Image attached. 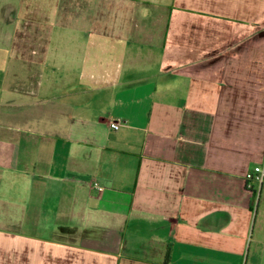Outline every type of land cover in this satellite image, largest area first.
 <instances>
[{
  "label": "crops",
  "instance_id": "0c3cea01",
  "mask_svg": "<svg viewBox=\"0 0 264 264\" xmlns=\"http://www.w3.org/2000/svg\"><path fill=\"white\" fill-rule=\"evenodd\" d=\"M2 1L0 264H264V0Z\"/></svg>",
  "mask_w": 264,
  "mask_h": 264
},
{
  "label": "rangeland",
  "instance_id": "374dc122",
  "mask_svg": "<svg viewBox=\"0 0 264 264\" xmlns=\"http://www.w3.org/2000/svg\"><path fill=\"white\" fill-rule=\"evenodd\" d=\"M33 4V10H28L26 15L31 19V21H40L42 24V30L44 33L43 38V47H49V51L52 52L53 47V38L55 35H58V31L61 30L62 36L69 37L71 35L70 29L65 27L63 24L68 23L72 18H74L75 6L74 3L68 2V0H30ZM161 1L165 3V1L169 0H155ZM3 2L0 0V3ZM64 5H66L64 7ZM71 6V7H70ZM38 7V10L35 8ZM77 37L79 38V42L77 45L80 48L81 44L85 45L86 42V34L83 32H79ZM52 38V39H51ZM82 50H77L78 55ZM66 55V54H65ZM67 56V55H66ZM56 77H58L56 75ZM62 77V76H61ZM102 77L108 78L109 81H112L114 75L112 73L102 74ZM103 79L100 76V80ZM55 80V76L53 75H40V76H31L29 83L33 84H53ZM77 76H73L71 82L75 84L77 81ZM99 85H94V87H98Z\"/></svg>",
  "mask_w": 264,
  "mask_h": 264
},
{
  "label": "built area",
  "instance_id": "2783aa9c",
  "mask_svg": "<svg viewBox=\"0 0 264 264\" xmlns=\"http://www.w3.org/2000/svg\"><path fill=\"white\" fill-rule=\"evenodd\" d=\"M108 75V73H106ZM92 78H94L95 80H99L100 76H94L91 75ZM102 80L104 82H108V78L106 77H102ZM112 81H116V76L113 77ZM128 122L127 118L125 117H118V118H114L112 120H110L109 122V127L113 130H118L121 126L126 125ZM246 185L249 189L252 188H258V186H260L263 182H264V166L263 164H258L255 165L251 170H249L246 173ZM94 186H97L96 183H94ZM98 187V186H97ZM101 188V187H99Z\"/></svg>",
  "mask_w": 264,
  "mask_h": 264
},
{
  "label": "trees",
  "instance_id": "16d2710c",
  "mask_svg": "<svg viewBox=\"0 0 264 264\" xmlns=\"http://www.w3.org/2000/svg\"><path fill=\"white\" fill-rule=\"evenodd\" d=\"M251 191H252L253 195H256V193H257V189L256 188H252Z\"/></svg>",
  "mask_w": 264,
  "mask_h": 264
}]
</instances>
